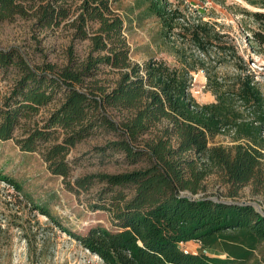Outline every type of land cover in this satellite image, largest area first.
<instances>
[{
  "label": "trees",
  "instance_id": "1",
  "mask_svg": "<svg viewBox=\"0 0 264 264\" xmlns=\"http://www.w3.org/2000/svg\"><path fill=\"white\" fill-rule=\"evenodd\" d=\"M118 1L0 0V22L26 17L36 29L66 28L71 36L62 63H31L17 48L0 49V140L39 152L64 179L72 170L71 148L98 134L107 136L99 152L119 153L134 166L74 181L84 189L103 183L97 206L110 213L116 229L63 228L107 264H264V92L255 72L217 21L204 19L202 11L191 19L178 15L169 0L139 4L164 28L183 27L180 42L167 35L177 64L156 56L132 59ZM249 2L264 8V0ZM239 12L251 48L264 54V10ZM82 41L88 48L80 54L76 43ZM200 69L213 102L200 103L191 92ZM8 74L13 78L4 89ZM219 135L233 143L210 145ZM211 175L221 178L230 197L250 184L263 212L209 195L191 198L206 190ZM5 178L21 189L18 180ZM35 206L62 226L46 206ZM9 226L0 223V250L11 248ZM191 241L200 248L182 247Z\"/></svg>",
  "mask_w": 264,
  "mask_h": 264
},
{
  "label": "rangeland",
  "instance_id": "2",
  "mask_svg": "<svg viewBox=\"0 0 264 264\" xmlns=\"http://www.w3.org/2000/svg\"><path fill=\"white\" fill-rule=\"evenodd\" d=\"M169 1L178 15L191 19L202 11L204 19L217 21L221 31L226 34L225 39L233 42L249 62L264 92V54L251 48L247 41L249 30L243 26V16L239 12L242 7L250 10L264 8L252 5L250 0ZM115 7L125 20V35L132 59L144 61L150 56H156L164 58L172 66L177 64L170 48L173 41L180 42V35H184L181 25L173 28L174 34L169 28L163 27L155 14L149 13L146 4L140 5L139 0H120L115 2ZM246 23L250 27L255 25L249 19H246ZM167 35H170L172 43ZM70 43V30L66 28L53 31L36 29L34 19L26 17L0 22V49L17 48L31 63L64 62L65 51ZM76 48L82 54L86 52L88 43L77 42ZM12 78L13 75L8 74L1 83L2 87H8ZM191 92L200 103L216 100L207 86V76L203 69L193 72ZM45 110L43 108L41 111L43 115ZM106 139L107 136L98 134L71 148L67 159L72 170L67 179L52 173L39 152H24L14 139L0 140V223L4 226L12 225L9 227L13 234L10 250H0V264H107L100 255L85 248L63 228L85 233L91 226L102 224L116 229L110 213L97 206L103 183H96L89 189L80 188L74 183L75 179L91 173H117L134 167L127 164L119 153L99 152L97 147L104 144ZM232 143L229 135H219L210 140V145ZM5 177L18 180L21 189H17ZM205 186L206 190L197 195L262 204V197L252 192L250 184L242 187L235 197L227 195V186L217 175L208 177ZM31 201L46 206L62 226L37 209ZM17 223H21L24 229L17 226ZM24 233L30 238L31 253ZM181 245L190 250L200 248L198 241Z\"/></svg>",
  "mask_w": 264,
  "mask_h": 264
},
{
  "label": "water",
  "instance_id": "3",
  "mask_svg": "<svg viewBox=\"0 0 264 264\" xmlns=\"http://www.w3.org/2000/svg\"><path fill=\"white\" fill-rule=\"evenodd\" d=\"M191 198H196V197H198L199 195H189ZM210 199H213V200H215V201H220V202H225V203H228V204H236V203H241V204H245V203H249V204H252V205H254L258 210H260V211H262L263 212V210H262V206H261V204H259L258 202H256V201H253V202H251V201H237V200H232V199H222V198H219V197H217V196H212V197H209Z\"/></svg>",
  "mask_w": 264,
  "mask_h": 264
}]
</instances>
